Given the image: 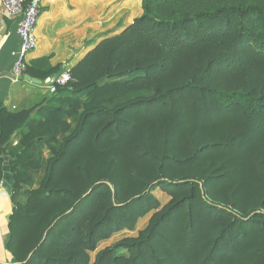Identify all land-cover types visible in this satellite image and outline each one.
Returning a JSON list of instances; mask_svg holds the SVG:
<instances>
[{"label": "trees", "instance_id": "16d2710c", "mask_svg": "<svg viewBox=\"0 0 264 264\" xmlns=\"http://www.w3.org/2000/svg\"><path fill=\"white\" fill-rule=\"evenodd\" d=\"M97 37L28 63L70 74L33 115L0 106L6 264H264V0H141Z\"/></svg>", "mask_w": 264, "mask_h": 264}, {"label": "crops", "instance_id": "0c3cea01", "mask_svg": "<svg viewBox=\"0 0 264 264\" xmlns=\"http://www.w3.org/2000/svg\"><path fill=\"white\" fill-rule=\"evenodd\" d=\"M81 0H43L41 13L47 9L42 17L39 16L35 33L36 47L26 55L29 63L32 59L51 55L52 65L62 63L67 67L75 65L99 41H89V30L78 40L72 39L75 35L76 22L72 8L80 4ZM41 15V14H40ZM18 16L7 14L2 8L0 0V106L7 111L17 112L22 109L34 108L42 105L52 94L47 83H33L21 79H14L11 68L19 55L20 39L16 34ZM18 137H12L15 145ZM3 166V165H2ZM3 174V170H2ZM2 180V178H1ZM11 195H8L0 181V264L9 263L10 253L5 248L8 233V218L12 211Z\"/></svg>", "mask_w": 264, "mask_h": 264}, {"label": "rangeland", "instance_id": "374dc122", "mask_svg": "<svg viewBox=\"0 0 264 264\" xmlns=\"http://www.w3.org/2000/svg\"><path fill=\"white\" fill-rule=\"evenodd\" d=\"M44 9L43 12H46ZM76 18V22L82 25H75V35H70L75 38V41L89 30L88 38L89 41L98 40L99 34L106 33L107 38H111L119 35L126 26H128L132 20L141 14V0H81L80 4L71 9ZM41 13L40 17L44 13ZM65 70H68L66 68ZM136 93H129L128 97L135 96ZM68 122L73 125V119L68 118ZM45 152H48L45 147H42ZM47 150V151H46ZM156 198L159 199L161 204L166 203L169 200V196L160 189H155L152 191ZM148 213L145 217L141 218L134 230H123L114 233L108 239L102 240L97 246V250L109 246L117 240L126 236H135L139 229H142L149 218ZM94 253H91V258H93Z\"/></svg>", "mask_w": 264, "mask_h": 264}, {"label": "built area", "instance_id": "2783aa9c", "mask_svg": "<svg viewBox=\"0 0 264 264\" xmlns=\"http://www.w3.org/2000/svg\"><path fill=\"white\" fill-rule=\"evenodd\" d=\"M3 10L9 15L18 16L16 34L20 39L19 55L11 68V75L14 79L24 77L25 69L28 66L26 55L32 51L37 44L36 25L41 14L43 0H1ZM70 80L67 70L58 76L51 77L48 84L49 90L53 93L58 85H64Z\"/></svg>", "mask_w": 264, "mask_h": 264}, {"label": "water", "instance_id": "95a60500", "mask_svg": "<svg viewBox=\"0 0 264 264\" xmlns=\"http://www.w3.org/2000/svg\"><path fill=\"white\" fill-rule=\"evenodd\" d=\"M24 79L30 82H33V83H47L50 80L49 77L44 80H39L36 78H32L29 75H24ZM3 158H4V161H3V166H2L3 174H2V180H1V186L4 187L8 195H11L12 185L14 183V177H13V174L9 170V165L7 163V156H4ZM1 264H6V263H1Z\"/></svg>", "mask_w": 264, "mask_h": 264}]
</instances>
